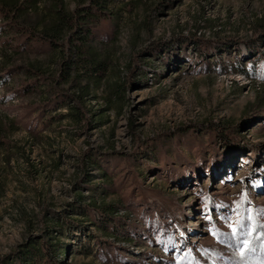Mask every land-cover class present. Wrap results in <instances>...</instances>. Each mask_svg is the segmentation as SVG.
Segmentation results:
<instances>
[{"label":"rangeland","instance_id":"374dc122","mask_svg":"<svg viewBox=\"0 0 264 264\" xmlns=\"http://www.w3.org/2000/svg\"><path fill=\"white\" fill-rule=\"evenodd\" d=\"M104 1L0 3V263L72 215L47 264H264V0Z\"/></svg>","mask_w":264,"mask_h":264},{"label":"trees","instance_id":"16d2710c","mask_svg":"<svg viewBox=\"0 0 264 264\" xmlns=\"http://www.w3.org/2000/svg\"><path fill=\"white\" fill-rule=\"evenodd\" d=\"M0 3L2 5V10L5 12V16L10 15L11 11H16L18 9H24V4L26 3V0H0ZM92 6H95L92 13L96 16L99 12H106L107 6L106 2L104 0H93ZM57 13V21L54 24L55 28H58V24L63 22L65 20H68L70 16L67 17V13L63 11L62 8L58 7L56 8ZM95 16L93 18H95ZM44 34L48 35L51 39V41L55 40L53 31L45 30ZM78 40L80 43H77L75 46V53L79 55L80 57H87L90 66L94 68V73L98 74L99 70L102 69L104 64V61L102 59H99L98 51L94 50L87 42V39L81 35L78 37ZM199 41V40H197ZM78 42V41H77ZM202 44L208 45L211 44L210 41H204L201 42ZM88 50V51H85ZM73 50V49H72ZM72 68V65H64L61 69L63 72L70 71L69 69ZM29 74H34L33 71H28ZM36 77H33L32 81H27L25 84V87H28L30 85H33L35 82ZM63 96L67 95L65 93H61ZM70 96V95H69ZM67 104L70 106L71 113L78 117L80 115L81 106L76 103H70L69 100L67 101ZM76 111H74V110ZM13 119L11 117L7 116H0V147L6 146L9 140V135L7 133L6 128H8V124H12ZM1 179V178H0ZM0 188H1V180H0ZM96 208L99 209V206H96ZM114 210V209H113ZM109 211V210H108ZM106 210H101L100 213L102 214V219L104 221L105 226H110L113 230V232H116L118 230V226L115 224V221H118L120 217L113 216L111 213L109 214ZM72 215L65 216V220L62 219L60 216L53 215L49 218V221L52 223L51 227L46 223L44 229L42 230V234L40 239L31 238L27 241H24L19 245V247L12 251L10 254H7L5 257L2 258L0 264H47L48 259L50 257V252L48 251L49 244H52V241L54 239L53 231L58 234L59 231H62L65 227V224L67 223V220H73L76 219L74 217H71ZM49 238V240H48ZM51 240V241H50ZM65 248L60 247V252H64ZM53 264H59L57 260Z\"/></svg>","mask_w":264,"mask_h":264},{"label":"snow or ice","instance_id":"6c2138e0","mask_svg":"<svg viewBox=\"0 0 264 264\" xmlns=\"http://www.w3.org/2000/svg\"><path fill=\"white\" fill-rule=\"evenodd\" d=\"M236 232V229L234 228L233 229V234ZM241 243H243V244H247V241L246 240H244V241H242Z\"/></svg>","mask_w":264,"mask_h":264}]
</instances>
